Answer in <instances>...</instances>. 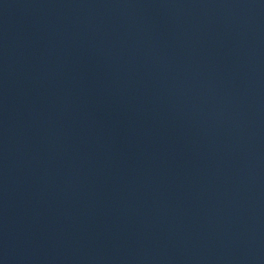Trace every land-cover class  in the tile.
Here are the masks:
<instances>
[{
    "label": "water",
    "instance_id": "water-1",
    "mask_svg": "<svg viewBox=\"0 0 264 264\" xmlns=\"http://www.w3.org/2000/svg\"><path fill=\"white\" fill-rule=\"evenodd\" d=\"M0 264H264V0H0Z\"/></svg>",
    "mask_w": 264,
    "mask_h": 264
}]
</instances>
